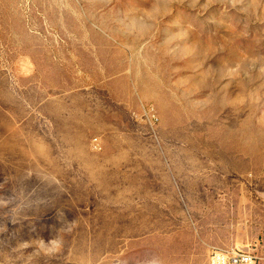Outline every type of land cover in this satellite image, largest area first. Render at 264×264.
Instances as JSON below:
<instances>
[{
    "label": "rangeland",
    "instance_id": "374dc122",
    "mask_svg": "<svg viewBox=\"0 0 264 264\" xmlns=\"http://www.w3.org/2000/svg\"><path fill=\"white\" fill-rule=\"evenodd\" d=\"M264 264V0H0V264Z\"/></svg>",
    "mask_w": 264,
    "mask_h": 264
},
{
    "label": "built area",
    "instance_id": "2783aa9c",
    "mask_svg": "<svg viewBox=\"0 0 264 264\" xmlns=\"http://www.w3.org/2000/svg\"><path fill=\"white\" fill-rule=\"evenodd\" d=\"M208 264H258V258L249 249L211 248Z\"/></svg>",
    "mask_w": 264,
    "mask_h": 264
}]
</instances>
